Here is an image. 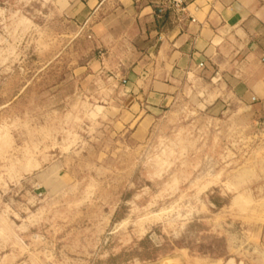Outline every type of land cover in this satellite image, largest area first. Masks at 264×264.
Instances as JSON below:
<instances>
[{
	"label": "rangeland",
	"instance_id": "1",
	"mask_svg": "<svg viewBox=\"0 0 264 264\" xmlns=\"http://www.w3.org/2000/svg\"><path fill=\"white\" fill-rule=\"evenodd\" d=\"M95 10L0 0V264H250L264 119L222 73L132 103L143 57Z\"/></svg>",
	"mask_w": 264,
	"mask_h": 264
},
{
	"label": "crops",
	"instance_id": "2",
	"mask_svg": "<svg viewBox=\"0 0 264 264\" xmlns=\"http://www.w3.org/2000/svg\"><path fill=\"white\" fill-rule=\"evenodd\" d=\"M78 1L103 13L95 26L101 39L125 42L143 57L139 75L127 82L132 103L167 106L222 73V86L237 89L250 117L264 119V0H188L183 12L170 0ZM251 258L264 264V226ZM233 260L216 264L244 263Z\"/></svg>",
	"mask_w": 264,
	"mask_h": 264
},
{
	"label": "built area",
	"instance_id": "3",
	"mask_svg": "<svg viewBox=\"0 0 264 264\" xmlns=\"http://www.w3.org/2000/svg\"><path fill=\"white\" fill-rule=\"evenodd\" d=\"M188 0H170L171 8L176 9L177 11H185V7Z\"/></svg>",
	"mask_w": 264,
	"mask_h": 264
},
{
	"label": "trees",
	"instance_id": "4",
	"mask_svg": "<svg viewBox=\"0 0 264 264\" xmlns=\"http://www.w3.org/2000/svg\"><path fill=\"white\" fill-rule=\"evenodd\" d=\"M160 26V24L158 25V27Z\"/></svg>",
	"mask_w": 264,
	"mask_h": 264
}]
</instances>
